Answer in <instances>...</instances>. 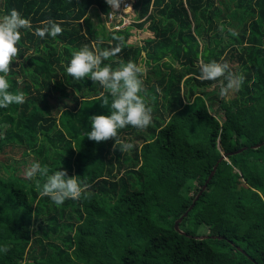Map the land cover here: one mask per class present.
Here are the masks:
<instances>
[{
    "label": "trees",
    "instance_id": "16d2710c",
    "mask_svg": "<svg viewBox=\"0 0 264 264\" xmlns=\"http://www.w3.org/2000/svg\"><path fill=\"white\" fill-rule=\"evenodd\" d=\"M131 6V24L98 32L88 12L107 14L105 0H0V15L16 9L32 24L7 76L25 101L0 108V201L12 213L0 210V264H264V0ZM48 19L62 34L42 39L35 29ZM138 30L147 33L140 43ZM117 43L104 64L142 60L152 108L146 129L119 130L134 145L127 152L83 137L89 116L109 114L97 100L108 93L65 70L74 50ZM201 59L243 74L239 90L227 99L219 81L199 79ZM30 160L89 188L61 205L41 198L43 178L20 174ZM192 202L180 232L174 223Z\"/></svg>",
    "mask_w": 264,
    "mask_h": 264
},
{
    "label": "clouds",
    "instance_id": "9594fccd",
    "mask_svg": "<svg viewBox=\"0 0 264 264\" xmlns=\"http://www.w3.org/2000/svg\"><path fill=\"white\" fill-rule=\"evenodd\" d=\"M111 11L106 14V19L124 17L132 11L131 4L124 3L123 14L121 11L123 0H105ZM21 29L31 30L32 24L16 9H11L6 14L0 15V108H7L11 104H22L25 96L22 92L13 93L9 91L10 84L7 79L11 71L10 65L19 56L18 43L21 41ZM35 34L40 38L51 36L55 38L62 34L59 23L48 19L42 26L35 29ZM119 40L120 37H115ZM119 43L110 49L100 47H89L84 45L74 50L66 64V72L76 81L91 78L98 82L108 95L103 92L97 97L102 99V105L109 107V114H94L88 117L91 130L83 133L89 140L97 143L108 140L113 141V150L127 152L134 148L131 142L122 140L119 130L128 126L137 129H146L152 123V108L145 103L143 92V79L141 78L146 69L143 66L129 60L119 61L115 69L104 64L110 56L121 52ZM199 79L219 81L220 95L225 96L230 91L239 90L244 82V75L233 72L227 62L211 60L204 62L202 59L198 65ZM26 178L31 181L36 179L41 198L47 197L54 204L61 205L67 199L77 200L88 190L89 185L77 178L76 175H68L63 168L50 169L47 165L42 166L40 162L33 161L25 170ZM5 246L0 252H7Z\"/></svg>",
    "mask_w": 264,
    "mask_h": 264
},
{
    "label": "rangeland",
    "instance_id": "374dc122",
    "mask_svg": "<svg viewBox=\"0 0 264 264\" xmlns=\"http://www.w3.org/2000/svg\"><path fill=\"white\" fill-rule=\"evenodd\" d=\"M96 11H97V9L95 7H91V9L88 12V14L90 16V21L92 22V25H93V29L96 30V31H98V32H106L107 29H109L107 26H109L110 21L108 19H106V14L100 13V15L98 16V15H96ZM146 35H147V33L145 31H139L138 30L136 32L135 41H137L138 43H140L141 42V39L143 37H145ZM137 64L140 65V66H143L146 69V71H145L144 74L148 73V69L146 68V65L142 62V60H139ZM228 98H230V92L228 93L227 99ZM31 162H32V160H30L27 163L28 164V167L27 168L30 167V163ZM27 168L25 167V169H23V170L20 171V174L23 177H25V170ZM4 205H5V202L0 201V210H2V212H5L7 215H11L12 213L9 214V212L7 211V209H8L7 206L5 207ZM9 235H10L9 236L10 238H13V236H14L13 231H10L9 232Z\"/></svg>",
    "mask_w": 264,
    "mask_h": 264
},
{
    "label": "built area",
    "instance_id": "2783aa9c",
    "mask_svg": "<svg viewBox=\"0 0 264 264\" xmlns=\"http://www.w3.org/2000/svg\"><path fill=\"white\" fill-rule=\"evenodd\" d=\"M135 0H123V3L121 4V11L118 14H123V6L124 3L131 4L134 3ZM109 10L108 12H110ZM107 12V13H108ZM110 21L109 26H107L109 29H120L123 28L133 22L134 19L129 17L128 15H125L124 17H117L116 19H108Z\"/></svg>",
    "mask_w": 264,
    "mask_h": 264
},
{
    "label": "water",
    "instance_id": "95a60500",
    "mask_svg": "<svg viewBox=\"0 0 264 264\" xmlns=\"http://www.w3.org/2000/svg\"><path fill=\"white\" fill-rule=\"evenodd\" d=\"M259 145H261V144L255 145V146H253V147H256V146H259ZM244 148H245V147L240 148V149H238V150H236V151H234V152H239V151H241V150L244 149ZM229 154H230V153L222 154L218 161H220V160H222V159H225V158L227 157V155H229ZM216 166H217V163L213 166V169L211 170L209 176H208L207 179L205 180L204 184L202 185L201 189L199 190V192H198V194L196 195V197H195L194 200H196V199L198 198V196H199V195L203 192V190L206 188V186H207L209 180L211 179L212 175L214 174V171H215V169H216ZM193 204H194V202H192V204L189 206V208L187 209V211L184 212L183 215H181V216L175 221L174 226H175V229H177L178 231L182 232L181 230H179V228H178V224H179V222L182 220V218H183L184 216L187 215L188 211L192 208ZM37 223H38V221H37ZM36 225H37V224H36ZM200 237H205V236H200Z\"/></svg>",
    "mask_w": 264,
    "mask_h": 264
}]
</instances>
